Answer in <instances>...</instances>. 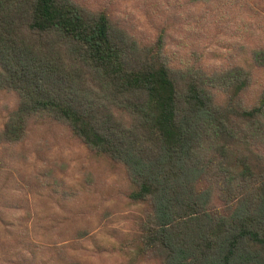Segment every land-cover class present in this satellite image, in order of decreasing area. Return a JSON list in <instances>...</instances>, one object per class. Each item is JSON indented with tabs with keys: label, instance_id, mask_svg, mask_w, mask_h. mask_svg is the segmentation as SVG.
Returning a JSON list of instances; mask_svg holds the SVG:
<instances>
[{
	"label": "trees",
	"instance_id": "16d2710c",
	"mask_svg": "<svg viewBox=\"0 0 264 264\" xmlns=\"http://www.w3.org/2000/svg\"><path fill=\"white\" fill-rule=\"evenodd\" d=\"M168 32L142 42L79 0H0V93L16 101L0 148L51 120L124 168L144 260L264 264V46L252 65L177 61Z\"/></svg>",
	"mask_w": 264,
	"mask_h": 264
},
{
	"label": "rangeland",
	"instance_id": "374dc122",
	"mask_svg": "<svg viewBox=\"0 0 264 264\" xmlns=\"http://www.w3.org/2000/svg\"><path fill=\"white\" fill-rule=\"evenodd\" d=\"M79 1L108 10L142 42L167 29L177 61L198 49L206 64L252 65L251 50L264 46V1ZM15 105L0 93V128ZM134 190L122 166L61 125L33 121L24 141L0 148V264H154L139 253L144 209L130 200Z\"/></svg>",
	"mask_w": 264,
	"mask_h": 264
}]
</instances>
